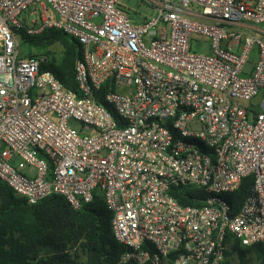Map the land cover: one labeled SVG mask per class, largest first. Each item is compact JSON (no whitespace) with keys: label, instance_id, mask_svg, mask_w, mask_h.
I'll return each instance as SVG.
<instances>
[{"label":"built area","instance_id":"2783aa9c","mask_svg":"<svg viewBox=\"0 0 264 264\" xmlns=\"http://www.w3.org/2000/svg\"><path fill=\"white\" fill-rule=\"evenodd\" d=\"M141 2L137 22L120 0H0V178L30 205L102 196L123 263L224 264L228 236L264 243V0ZM15 29L75 39L80 94L23 57ZM196 190L200 206L180 202Z\"/></svg>","mask_w":264,"mask_h":264},{"label":"trees","instance_id":"16d2710c","mask_svg":"<svg viewBox=\"0 0 264 264\" xmlns=\"http://www.w3.org/2000/svg\"><path fill=\"white\" fill-rule=\"evenodd\" d=\"M27 51L23 57H38L34 49L44 52L42 71L52 72L70 91L79 93L75 65L81 55L79 43L62 30L47 29L39 35H29L24 29H15ZM58 45L60 53L51 47ZM100 98H102L100 96ZM252 185V178L243 180L241 187L226 198L231 215H236ZM205 194L190 191L180 202L200 206ZM113 213L102 196L77 211L59 196H50L37 205L17 196L0 178V264H84L93 250H97L102 264H137L122 262L125 247L117 242L112 231ZM226 262L237 257L241 264H264V243L243 248L231 236Z\"/></svg>","mask_w":264,"mask_h":264},{"label":"rangeland","instance_id":"374dc122","mask_svg":"<svg viewBox=\"0 0 264 264\" xmlns=\"http://www.w3.org/2000/svg\"><path fill=\"white\" fill-rule=\"evenodd\" d=\"M120 4L127 8L128 14L132 17L133 20L137 22L141 21L144 16L149 15V9L141 2V0H120ZM26 19H27L26 13L20 17V21H23L25 24H28V21ZM257 28H260L261 30L264 31V25L257 26ZM253 33H256L259 36L262 35L261 32H258V31H253ZM18 41H19V46H20V54H22L21 52L27 51V48L22 45L20 38H18ZM51 49L55 53L61 52V48L58 45L52 46ZM192 50L193 52L197 54H202V53L208 54L210 52L209 41L205 37H202L199 35H193ZM33 53L36 56L45 55L43 51H40L38 49H34ZM258 59H259V50L257 47H255L251 52L250 60L247 63L246 70L247 71L253 70ZM73 125L78 126V124H73ZM81 262L87 263L88 260L86 257H83L81 258ZM230 263L231 264H241L237 257H231Z\"/></svg>","mask_w":264,"mask_h":264},{"label":"water","instance_id":"95a60500","mask_svg":"<svg viewBox=\"0 0 264 264\" xmlns=\"http://www.w3.org/2000/svg\"><path fill=\"white\" fill-rule=\"evenodd\" d=\"M84 264H102L98 251L93 250L90 254L89 262Z\"/></svg>","mask_w":264,"mask_h":264}]
</instances>
